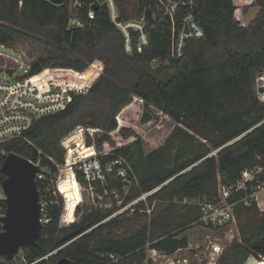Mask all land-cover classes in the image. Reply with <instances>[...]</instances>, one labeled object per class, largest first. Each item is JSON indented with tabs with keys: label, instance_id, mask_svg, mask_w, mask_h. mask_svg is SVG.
<instances>
[{
	"label": "trees",
	"instance_id": "16d2710c",
	"mask_svg": "<svg viewBox=\"0 0 264 264\" xmlns=\"http://www.w3.org/2000/svg\"><path fill=\"white\" fill-rule=\"evenodd\" d=\"M71 1L55 5L50 0H0L1 45L24 41L44 46L47 58L39 61L43 67L83 71L94 61L104 64V74L87 95L75 96L66 110L39 120L27 134L29 142L13 140L6 145L10 153L40 161L49 171L37 184L50 204L48 237L40 234L38 246L28 249V259L34 261L79 236L58 257L42 264L63 258L72 264H103L102 254L120 256L117 264H145L149 249L173 255L189 247L184 234L197 227L200 218L198 207L183 201L214 195L220 182L233 186L245 169L264 164V103L255 88L264 71V0H255L261 8L247 26L236 18L233 0H198L197 18L205 37L188 44L185 59L156 68L152 60L165 58L170 47L169 26L148 25L150 49L129 55L107 6L90 8L97 0H87L84 26L76 27L70 25ZM116 3L124 20L139 18L147 9L155 11L154 0H135L132 7L127 0ZM90 9L93 16L88 15ZM133 96L158 108L177 126L166 144L150 154L137 135L102 160L114 163L116 174L121 170L126 174L116 186L122 190L126 179L130 184L124 207L136 203L117 215L94 209L60 227L65 204L53 195L51 182L58 168L49 157L59 165L65 163L61 140L79 125L99 129L104 136L95 140L101 147L118 128L117 116ZM124 132L127 137L131 131ZM75 173L86 182L82 169ZM4 179L0 169V182ZM131 211L141 221L147 215L149 219L121 233ZM237 217L242 241L232 243L216 264H246L251 255L264 258V212L256 205H242ZM0 264L17 263L0 259Z\"/></svg>",
	"mask_w": 264,
	"mask_h": 264
},
{
	"label": "built area",
	"instance_id": "2783aa9c",
	"mask_svg": "<svg viewBox=\"0 0 264 264\" xmlns=\"http://www.w3.org/2000/svg\"><path fill=\"white\" fill-rule=\"evenodd\" d=\"M86 1H75V7L71 10V26H84L83 9ZM154 2L153 24L147 22L146 11L139 18L130 20L121 19L116 0H97L90 4V8L94 6L108 7L111 21L124 36V49L129 55L134 54L135 51L142 52L145 49H150L152 40L148 25L155 27L160 23L162 26H169L170 47L165 58L156 57L152 60L151 64L156 68L161 65H167L173 60L180 61L185 59L188 44L191 41L203 39L205 37V30L197 18L198 0H154ZM253 4H255V0H251L246 7ZM88 15L93 16L91 9ZM134 34H136V37H134ZM3 46L9 48V46ZM33 64L34 62L27 64L29 68L23 75L18 77L8 76L7 78H5V73L8 72L7 66L5 68L0 66V75H4V78L0 77V169L2 163L10 154L6 147L9 142L13 140L29 142L27 134L39 120L66 110L75 96L88 94L92 87L91 83L97 78V73L99 72V77L104 68L103 62L94 61L88 66L95 70L90 76L84 75L88 70H83V72L73 68L51 66L43 67V70L36 75H27ZM258 83L259 90L263 89V92L258 91L260 92L258 93L259 100L264 103V71ZM79 129L84 130V133L83 131L80 132V135H82L81 141L86 133H90L91 130L95 131V129L91 128L82 129L79 127ZM84 141H86L85 138ZM69 142L70 140L68 139H62L60 143V147L67 151L65 165H68L67 160L71 154V162L73 163L70 166L79 167L83 163L84 157L78 151L72 152L77 145L69 146ZM86 149L91 151L95 147L90 146ZM49 159L58 168L61 167L53 158L49 157ZM35 164L40 167L36 178L38 184L39 181L46 180L49 171L40 161ZM38 189L41 204V233L43 232L47 238L48 234L45 232V229L51 222L50 204L48 199L42 196L44 190ZM46 190L48 191L47 188ZM0 191L4 193L2 182H0ZM239 194L241 195L238 197ZM1 199L6 200L5 196H0ZM183 203L198 207L200 218L197 222V227H205L209 230L222 229L229 225L238 224L237 208L242 205H256V208L260 212H264V164L245 169L242 172L241 179L233 186H227L220 182L216 194L197 199H185ZM6 216L7 204L5 201V205L0 204L1 232L4 226L3 220ZM75 221V211L73 219L67 218L63 211L60 217V227L69 226ZM80 237L48 252L34 261H29L28 259L29 248H21L12 261H16L17 264L46 263L58 257L65 248ZM100 258L105 259L103 264H117L121 259L120 256L114 254H102ZM59 261L57 260L53 264H57Z\"/></svg>",
	"mask_w": 264,
	"mask_h": 264
},
{
	"label": "rangeland",
	"instance_id": "374dc122",
	"mask_svg": "<svg viewBox=\"0 0 264 264\" xmlns=\"http://www.w3.org/2000/svg\"><path fill=\"white\" fill-rule=\"evenodd\" d=\"M75 1L76 0L71 1V10L75 7ZM127 1L129 7H132L134 5L133 3H135V0ZM242 5L243 2L240 1L239 6ZM260 8V6L255 5L249 8V10L242 15L243 17L240 15H236V17L243 26H247L252 20H254L260 11ZM134 17L137 18L136 15ZM46 58V48L41 45H33L24 41H17L9 46V48H6L0 44V66L4 68L7 66L8 68V72L6 71L7 73H5V78L8 76H21L29 68L27 64L41 61ZM90 65L91 64H89V66ZM85 70H88L84 74L87 76H90L95 72L92 67H88ZM97 74L99 75V72ZM103 74L104 68L101 71L100 76ZM98 75L91 85L98 80L100 77H98ZM262 75L263 73L260 76L258 75L255 81L256 91L257 89L259 91L258 80ZM0 77L4 78V75H0ZM117 123L118 128L111 133L110 139H104L102 141L101 147H98V141H96L95 138H101L104 134L100 132L99 129L88 127L87 125H79L63 137V139L70 140L69 146L77 145L72 152L78 151L84 157V161L79 167L70 166L71 163H73L71 162L70 154L67 160V166L69 167H66L65 163L61 165V167H57L58 173L53 177L54 180L51 182L53 195L57 198H63L65 204L64 212L67 218L73 219L74 210L76 221H79L84 213H90L94 209L114 211V215H117L127 210L129 206L135 204L136 201H133L124 207L125 201L131 195V187L130 184H128L127 179L124 180V183L126 184L122 190L116 187L121 181L120 178H125L126 174L124 170H121L116 174L113 170L114 163H103L102 160L107 156H111L112 152L119 148L120 145L124 146L132 143L138 136L143 139L144 152L150 154L160 147H163L177 127L175 122L169 116H166L156 107L146 106L144 100L137 96H133L131 104L124 107L119 113L117 116ZM79 127L82 129L91 128L95 129V131L91 130L92 134L91 132L86 133L81 141L82 135H80V132L83 131L84 133V130H80ZM124 129L131 131L127 137ZM84 138L86 141H84ZM89 138L93 140V143L88 144ZM82 142H84V144H82ZM90 146L95 147V149L91 150L92 152L86 149ZM66 154L67 151H65V159ZM82 168L85 173L86 182H81L75 173L77 169ZM71 170L74 172L75 179L78 183H74L73 188L69 187L64 191V195L59 186L64 180H67V175L69 174H67V172ZM0 196H4V193H1V191ZM145 198L146 195L142 196V199ZM78 205L81 208L79 211H76ZM158 207L159 205H157V209ZM161 208L162 206H160V209ZM150 212L151 210L148 211L149 216L151 215ZM148 215L142 218L141 221V216L133 215V212L131 211L126 215L123 222L124 228L121 229L120 232L126 233V231L137 229L140 224L145 222V218L149 219ZM184 235L189 238L188 248L179 250L173 255H165L162 252L149 249L147 253V262L145 264H149V262H152L153 264H215L223 252L228 249L232 243L235 241H242L240 225L237 223L216 230H209L200 226L193 227L185 232ZM250 257H253L254 260H256L255 264H264V258L257 259L253 255Z\"/></svg>",
	"mask_w": 264,
	"mask_h": 264
},
{
	"label": "water",
	"instance_id": "95a60500",
	"mask_svg": "<svg viewBox=\"0 0 264 264\" xmlns=\"http://www.w3.org/2000/svg\"><path fill=\"white\" fill-rule=\"evenodd\" d=\"M55 5H63L65 0H50ZM146 20L153 24V10L147 9ZM43 70L37 61L27 75H36ZM26 76V75H24ZM263 92L261 88L259 90ZM40 167L33 161L10 153L5 159L1 173L5 177L2 188L7 204V216L4 218L3 230L0 233V259L12 261L21 248L38 246V238L42 230L40 222V193L36 178ZM254 260L250 257L247 264ZM57 264H72L63 258Z\"/></svg>",
	"mask_w": 264,
	"mask_h": 264
},
{
	"label": "bare ground",
	"instance_id": "6f19581e",
	"mask_svg": "<svg viewBox=\"0 0 264 264\" xmlns=\"http://www.w3.org/2000/svg\"><path fill=\"white\" fill-rule=\"evenodd\" d=\"M67 180H64V182L59 186L61 191L64 193V191H66L69 187L73 188L74 183L77 184V180L75 179V174L73 171H71L68 175H67ZM60 183V182H59ZM65 195V193H64ZM256 260H253L251 262V264H255ZM258 263V262H257Z\"/></svg>",
	"mask_w": 264,
	"mask_h": 264
},
{
	"label": "crops",
	"instance_id": "0c3cea01",
	"mask_svg": "<svg viewBox=\"0 0 264 264\" xmlns=\"http://www.w3.org/2000/svg\"><path fill=\"white\" fill-rule=\"evenodd\" d=\"M234 1V5H235V7H236V5H237V7H236V12H235V16L236 15H240V16H242V15H244L245 13H246V11H248L249 10V8H251V7H253V6H255V4H253V5H251V6H248V7H246V5H248V3L251 1V0H233ZM243 2V5L242 6H239V2ZM243 17V16H242Z\"/></svg>",
	"mask_w": 264,
	"mask_h": 264
},
{
	"label": "clouds",
	"instance_id": "9594fccd",
	"mask_svg": "<svg viewBox=\"0 0 264 264\" xmlns=\"http://www.w3.org/2000/svg\"><path fill=\"white\" fill-rule=\"evenodd\" d=\"M75 211V210H74Z\"/></svg>",
	"mask_w": 264,
	"mask_h": 264
}]
</instances>
